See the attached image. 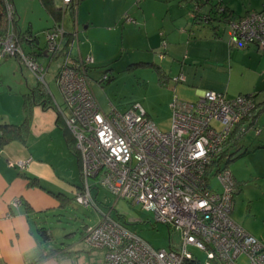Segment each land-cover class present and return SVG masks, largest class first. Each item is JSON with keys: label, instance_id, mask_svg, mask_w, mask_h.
<instances>
[{"label": "built area", "instance_id": "2783aa9c", "mask_svg": "<svg viewBox=\"0 0 264 264\" xmlns=\"http://www.w3.org/2000/svg\"><path fill=\"white\" fill-rule=\"evenodd\" d=\"M61 1L66 8L72 0ZM5 6L8 30L0 37V60L15 58L44 84L46 66L14 34L13 2L5 0ZM123 18L133 21L127 14ZM230 27V43L254 44L264 52V10L248 12ZM44 36L48 61L63 57L55 82L66 109L64 124L80 161L82 185L75 202L97 208L91 190L102 187L152 211L155 221L181 234L179 248H154L108 213L102 214L97 223L85 226L82 235L88 245L104 251L101 264H199L189 246L205 253L204 264H240L241 257L245 264H264V241L232 217L236 183L231 171L226 166L214 172L218 188L204 178L235 125L255 107L254 97L230 98L212 89L203 90L194 101L174 96L169 130L161 131L138 102L123 111L113 105L108 111L100 107L87 74L93 57L71 53L76 30L66 33L60 19ZM182 79V74L174 78ZM29 160L9 165L24 168Z\"/></svg>", "mask_w": 264, "mask_h": 264}, {"label": "crops", "instance_id": "0c3cea01", "mask_svg": "<svg viewBox=\"0 0 264 264\" xmlns=\"http://www.w3.org/2000/svg\"><path fill=\"white\" fill-rule=\"evenodd\" d=\"M11 1L15 6L14 0ZM80 1L71 10L69 26L64 27L66 33L77 32V42L71 47L73 55L79 53L84 56L80 39L92 46L94 38L90 34L91 27L119 34L118 48L104 56L103 52L97 56L95 54L94 62L115 59L123 47L134 52L136 49L151 51L147 53L150 59L157 57L161 66L152 61L140 64L153 66L163 77H167L160 82L163 88L161 96L167 98L168 108L174 96L180 100L194 101L205 89L223 92L230 98L255 94V101L260 104L256 126L264 124V52L254 44L238 46L230 43V23L248 12L264 8V0H242L240 5H234L231 0H209L202 4L196 0H95L98 8L94 9L87 1L82 2L84 12L78 5ZM215 4L226 7L232 14L231 22L216 20ZM15 10L18 14L16 6ZM192 12L195 16H192ZM65 14L64 8L61 17L63 26ZM125 14L133 21H125ZM204 16L215 19L199 21ZM49 17L53 25L54 19ZM33 27V22H30L27 30L36 39L28 46L29 51L35 52L38 61L47 67L51 61L44 52V33L51 26L40 30ZM18 30L27 31H22L19 26ZM40 31L44 36L41 45ZM180 74L183 79L175 81L174 78ZM53 79L55 81V75ZM44 85L49 99L42 104L34 99L28 105L25 141L0 145V264H29L38 254H46L50 250L53 251L34 264H101L104 251L91 247L82 238L83 226L88 224L86 221L78 231L77 240L72 229L64 228V236L69 239H64L60 244H52L57 238L53 232L50 241H42L37 233V229L44 226L50 216L56 218L60 227L65 217L79 219L74 212L76 205H79L74 196L82 185L78 157L66 139L68 129L63 119L66 109L59 89L58 100L46 81ZM23 104L18 116L2 114L0 122L21 123L26 115ZM257 130L259 132L255 138H242L238 145L226 146V149L230 152L231 148L244 147L238 167L232 171L235 187L240 186L236 200L233 196L236 210L235 214L232 211V217L264 241V133L260 128ZM27 158L30 160L24 168L9 165V162ZM213 187L219 186L216 184ZM92 189H95V193L92 190L91 193L99 210L100 190L98 186ZM16 199L19 202L14 205ZM246 203L249 210H243ZM101 216L99 210L97 218Z\"/></svg>", "mask_w": 264, "mask_h": 264}, {"label": "rangeland", "instance_id": "374dc122", "mask_svg": "<svg viewBox=\"0 0 264 264\" xmlns=\"http://www.w3.org/2000/svg\"><path fill=\"white\" fill-rule=\"evenodd\" d=\"M84 1H87L86 3L90 5L92 9L95 7L98 8V4L95 0H81L78 5L82 12H84V4L82 3ZM231 1L234 5H240L242 0ZM243 1L246 2L247 0ZM14 3L18 12V14H16L17 23L22 31L27 30L30 22H33L34 30H40L52 26V20L40 4L39 0H14ZM56 4L57 6L62 7L60 0H56ZM70 14L71 9L68 8L64 15V27L69 26ZM89 30L94 38L93 44H91L92 46L90 47V44L88 45V43H86L87 41L80 39L82 41L80 47L84 56L89 54L93 57L95 54L97 56L102 52L104 56L118 48L117 44L120 42L119 34L117 35L112 32H107L98 27H91ZM38 34L41 45L44 36L41 31L38 32ZM104 44L106 45L102 46ZM100 46H102V48ZM24 47L26 51L29 50L28 46ZM102 49L104 51H102ZM135 51L136 52L132 49H126L123 47L115 59L105 60L100 63L97 61L90 64L87 74L91 89L98 104L104 111H107L110 108V105L123 111L134 102H138L144 107L148 117L154 121L159 130L168 131L171 123V111L170 108L166 106L167 98L161 96L163 88L161 87L162 85L160 82V80H165L167 77H163V75L158 73L157 69L153 66L140 64V62L152 61L161 66L160 60H158L157 57H154L155 59H150L149 54L147 53L151 51L143 52L142 49H136ZM62 58L61 55H57L53 58L46 67L45 73V81L48 88L58 100L59 92L56 82L53 79V75H55ZM107 77H111V79L108 80ZM33 85L34 87H42L44 91L47 92L45 85L40 83L37 78L27 70V67L22 65L18 60L13 57L1 59L0 115L12 114V116H18V114H20L21 105L27 94L30 92V87ZM12 120H14L13 117ZM258 128L262 129V133H264V124H259L255 128L249 129L243 138L245 140L255 138L258 136L256 135V130ZM243 150V146L240 148H231L229 150L232 152V155L230 161L227 163V167L231 173L238 167L237 165L242 158ZM210 180L211 184L216 186L217 182L215 178L212 177ZM239 187L237 186L234 189L235 200L237 195H239ZM98 188L100 190L99 200H101L99 210L102 214L108 213L112 218L125 222L127 228L135 232L154 248L168 249L170 244L174 248L180 247L181 234L179 230L155 221L153 212L142 209L139 204H134L131 201L117 198L106 189L102 187ZM94 190L95 189H92L93 194L95 193ZM76 206L77 208L74 212L79 219L73 216H71V218L65 217L63 223H61V227L57 224V220L53 216L47 218L44 226L50 228L53 234L57 237L52 244H60L64 239H69L64 236L66 234L64 228L67 230H74L75 239L77 240L79 234L78 231L81 229L83 221L88 222V224H95L99 221V218H97L99 210L95 207L82 205ZM247 206L248 204L246 203L245 206H243V210H249V206ZM235 210V207H232L233 214H235ZM188 249L199 261V264L205 263L206 256L203 251L192 246H189ZM239 263L245 264V258L241 257ZM209 264L220 263L213 261Z\"/></svg>", "mask_w": 264, "mask_h": 264}, {"label": "trees", "instance_id": "16d2710c", "mask_svg": "<svg viewBox=\"0 0 264 264\" xmlns=\"http://www.w3.org/2000/svg\"><path fill=\"white\" fill-rule=\"evenodd\" d=\"M9 1H11V0H9ZM39 1L41 3L42 7L44 8V10L52 17V19H54V23L61 19V17L64 14V8L57 6L56 0H39ZM78 1L79 0H72L71 3H69L68 7L65 8V10H67L68 8H70L72 10L74 8V5ZM196 1H198V4H200V3L202 4V3L208 2L209 0H196ZM215 6H216L215 13L217 14L215 17H216L217 21H224V22H231L232 21L231 20L232 14L229 13V11L226 9L225 6L218 5V4L217 5L215 4ZM262 10H264V8L257 10V11L260 12ZM194 12H195V10H194ZM204 17L206 18V21H203V18L201 20L199 19V21L208 22V21H211L212 18L215 19V17L210 18V16H204ZM243 17H241V18H243ZM50 28L45 30V32L48 31ZM7 30H8V17H7V11H6V6H5V0H0V37H3L7 33ZM13 32L15 35H17L19 37L18 39L22 43L23 47L32 45L33 41L36 39V37H33L32 33L29 30H27L25 32H21V31L19 32L16 18H14V21H13ZM246 45H248V44H246ZM158 73H160V72H158ZM107 79L110 80L111 77H107ZM251 95L255 99V94H251ZM34 99L35 100L37 99L36 100L37 103L42 104L44 102H47L49 98H48L46 92L44 91V89L42 87H39V86L38 87H32L30 89V92L27 94L26 98L23 101V103H24L23 106H24V109L26 111V115H25L23 121L19 124L0 122V145L1 146L5 145L11 141H20V142L25 141L26 132L28 129V118H29L28 113H27V107H28V105L31 104V102L35 101ZM259 105L260 104H258L255 101V107L248 113V115H246L243 119H241L235 125V127L231 131L229 137L225 141V143L223 145V149L209 163V165L207 166V169H206L205 177H204L207 182L210 181V179L213 177L214 172L217 169H220L222 167H226L228 161H230L232 152H228L226 149V146L235 147L236 145H238L239 141H241V139L245 135L246 131H248L251 128H255L256 122H257V115L260 112ZM262 106H264V104H262ZM262 108H264V107H262ZM66 139H67V143H68L69 147L74 152V154L77 155L78 160H79L78 152L75 149L74 138L72 137V134L68 130H67V134H66ZM224 159H225V161H224ZM79 164H80V161H79ZM97 208H98V206H97ZM121 223H123L124 225L126 224L125 222H121ZM87 225H91V224H87ZM85 226L86 225L83 226V230H84ZM83 230H82V233H83ZM37 233H38V236L42 239V241H50L53 238V234H52L51 229L46 227V226H40L37 229ZM51 251H53V250H50V252L46 253V254H42V253L38 254L37 257H35V259H33V261L29 264H34V263L38 262L42 258L49 255L51 253Z\"/></svg>", "mask_w": 264, "mask_h": 264}, {"label": "bare ground", "instance_id": "6f19581e", "mask_svg": "<svg viewBox=\"0 0 264 264\" xmlns=\"http://www.w3.org/2000/svg\"><path fill=\"white\" fill-rule=\"evenodd\" d=\"M94 94V93H93ZM95 97V96H94Z\"/></svg>", "mask_w": 264, "mask_h": 264}, {"label": "clouds", "instance_id": "9594fccd", "mask_svg": "<svg viewBox=\"0 0 264 264\" xmlns=\"http://www.w3.org/2000/svg\"><path fill=\"white\" fill-rule=\"evenodd\" d=\"M62 6V5H61Z\"/></svg>", "mask_w": 264, "mask_h": 264}]
</instances>
